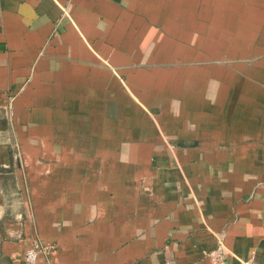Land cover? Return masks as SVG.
I'll use <instances>...</instances> for the list:
<instances>
[{"label":"crops","instance_id":"crops-1","mask_svg":"<svg viewBox=\"0 0 264 264\" xmlns=\"http://www.w3.org/2000/svg\"><path fill=\"white\" fill-rule=\"evenodd\" d=\"M264 264V0H0V264Z\"/></svg>","mask_w":264,"mask_h":264},{"label":"built area","instance_id":"built-area-1","mask_svg":"<svg viewBox=\"0 0 264 264\" xmlns=\"http://www.w3.org/2000/svg\"><path fill=\"white\" fill-rule=\"evenodd\" d=\"M53 249L51 244H45L37 238H33L24 252L23 262L24 264H37L38 257L41 254H48ZM213 256L216 264H228L227 262V250L223 244L219 241L217 247L213 251ZM238 264H255L252 256L239 261Z\"/></svg>","mask_w":264,"mask_h":264}]
</instances>
